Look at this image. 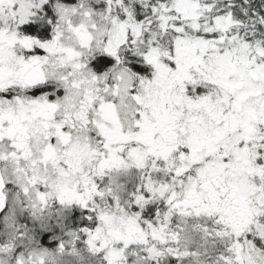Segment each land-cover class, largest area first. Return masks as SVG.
<instances>
[{
    "label": "snow or ice",
    "instance_id": "6c2138e0",
    "mask_svg": "<svg viewBox=\"0 0 264 264\" xmlns=\"http://www.w3.org/2000/svg\"><path fill=\"white\" fill-rule=\"evenodd\" d=\"M0 264H264V0H0Z\"/></svg>",
    "mask_w": 264,
    "mask_h": 264
}]
</instances>
